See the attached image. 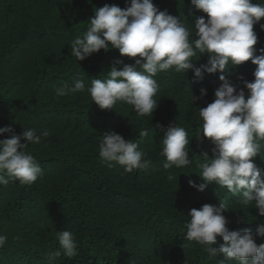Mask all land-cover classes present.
Wrapping results in <instances>:
<instances>
[{
    "label": "trees",
    "instance_id": "16d2710c",
    "mask_svg": "<svg viewBox=\"0 0 264 264\" xmlns=\"http://www.w3.org/2000/svg\"><path fill=\"white\" fill-rule=\"evenodd\" d=\"M105 4L124 9L130 0H0V127L11 125L15 134L24 129L49 133L26 149L42 169L37 181L0 185V234L7 236L0 247V264H219L223 255L208 259L203 246L185 239L191 209L222 201L229 209L223 213L229 230L247 228L254 236L264 222L254 203H240L239 194L215 184L204 191L189 186L190 180L203 182L198 175L203 161L199 154L207 152L212 158L214 145L195 136L202 124L197 108L213 101L221 73H203L198 80L191 70L158 73L154 97L158 106L151 117L138 116L124 102L102 110L87 91L55 97L54 89L64 82L72 86L83 80L90 86L93 78L105 79L116 61L134 63V58L115 49L100 50L78 62L71 55L72 41L87 30L95 8ZM153 4L189 24L201 16L207 20L190 0H153ZM261 24L264 18L254 25L256 49L264 48ZM189 27L194 35V26ZM207 60V54H200L194 64L199 67ZM255 68L249 60L223 74L243 89L238 77L251 82ZM243 90L247 98L248 90ZM191 94L197 97L194 104ZM172 121L188 132L192 163L164 169L161 139ZM145 129L148 136L140 137ZM105 131L138 142L150 166L131 173L116 162L108 167L99 156ZM6 138L9 134L0 135ZM261 143V155L253 162L264 171ZM169 175H178L177 182L169 181ZM64 230L72 232L77 243L78 254L72 258L59 247L57 232ZM255 242L264 243V238ZM221 243L217 237L215 246ZM56 251L61 255L50 258Z\"/></svg>",
    "mask_w": 264,
    "mask_h": 264
},
{
    "label": "clouds",
    "instance_id": "9594fccd",
    "mask_svg": "<svg viewBox=\"0 0 264 264\" xmlns=\"http://www.w3.org/2000/svg\"><path fill=\"white\" fill-rule=\"evenodd\" d=\"M190 3L207 14V20L201 16L192 24L186 23L167 10H159L153 0H130L124 9L109 4L95 8L87 30L72 41L71 55L78 62L100 50L115 49L121 56L134 58V63L116 61L105 79L93 78L90 86L83 80H76L72 86L64 82L54 89L55 97L87 91L91 102L102 110H113L117 102H124L133 106L138 116L151 117L158 106L154 98L159 89L155 79L158 73L174 69L185 74L191 70L197 80L202 79L203 73H221L213 101L197 108L202 124L195 136L201 142L202 137L207 138L214 145L212 158L207 152L199 154L203 161L198 164L201 169L198 175L203 182L196 184L190 180L189 186L198 191H204L210 184L224 187L233 195L239 194L243 205L254 203L258 215L264 216V171L253 162L254 157L261 155L264 141V48L254 47L258 42L254 25L264 18V3L252 0H190ZM189 25L194 26V35ZM260 28L264 31V24ZM200 54H207L208 60L196 67L194 62ZM249 60L256 66L254 79L248 82L238 77L243 89L248 90L246 98L244 90L223 73L230 66ZM205 94L206 90L200 89V96ZM191 98L194 104L197 97L191 94ZM5 133L10 138L0 139V185L16 181L24 185L35 183L42 169L26 149L30 143L39 144L48 131L38 135L35 129H24L15 134L12 126L7 125L0 127V135ZM139 135L147 137L148 131L142 130ZM22 139L24 143L20 142ZM161 143L159 154L165 157L164 169L184 168L192 163L187 150L190 139L184 127L172 121L164 130ZM99 156L108 167L116 162L129 173L147 169L151 164L138 142L113 131L103 132ZM177 176L169 175L168 180L177 182ZM226 210L229 209L222 201L191 209L185 239L203 246L208 259L223 255L219 264L233 260L238 264H264V243L255 242L256 238H264V222L257 227L255 236L247 228L229 230L223 215ZM217 237L223 241L218 247ZM57 238L65 257L78 254L72 232L58 231ZM6 241L7 236L0 234V247ZM60 255L56 251L50 258Z\"/></svg>",
    "mask_w": 264,
    "mask_h": 264
}]
</instances>
